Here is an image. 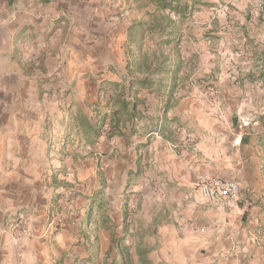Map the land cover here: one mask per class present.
<instances>
[{"label": "crops", "instance_id": "0c3cea01", "mask_svg": "<svg viewBox=\"0 0 264 264\" xmlns=\"http://www.w3.org/2000/svg\"><path fill=\"white\" fill-rule=\"evenodd\" d=\"M130 3L0 0V264L115 262L114 215L108 220L103 212L93 224L86 208L55 235L44 234L72 175L83 179L76 206L99 195L95 160L82 155L89 146L77 129L67 139L80 145L76 160L60 150L73 119L63 103L95 121L98 109L96 124L105 121L108 131L116 107L109 100L119 89L98 94L100 84L145 77L150 85L137 94L134 86L130 97L145 105L124 126L136 134L107 139L102 128L94 144L107 182L100 202L116 198L120 209L124 193L144 199L137 226L147 235L151 264H264V0H242L246 9L228 13L233 27L210 32L223 34L222 45L190 46L195 58L207 57L202 78L182 76L183 57L165 55L161 44L145 46L167 59L141 63L127 41ZM197 175L238 179L235 206L203 200ZM18 215L30 217L36 235L15 248L6 226Z\"/></svg>", "mask_w": 264, "mask_h": 264}, {"label": "trees", "instance_id": "16d2710c", "mask_svg": "<svg viewBox=\"0 0 264 264\" xmlns=\"http://www.w3.org/2000/svg\"><path fill=\"white\" fill-rule=\"evenodd\" d=\"M217 6V3L211 0H131L130 8L135 12L140 14L139 18H132L128 23L126 28L128 41L131 45H133L138 51V59L144 65L148 61H151L153 58H157V52L149 51L150 48L145 46L147 38H154L159 36L160 41L159 44L168 45L170 41H172L175 37V26L174 20L171 17V14H174L179 19H185L187 16L192 15L194 11H198L199 8H214ZM123 28V27H122ZM145 49L148 51H145ZM167 59V56L164 58ZM42 69V66L40 67ZM43 70V69H42ZM150 85V81L147 77L141 79H134L127 83V85H120L118 82L113 81H105L102 82L98 89V94L105 92L107 90H116L119 89V93L116 95L115 99L109 100L112 101L114 105H116L115 109L111 112L109 116V130L106 133L107 139H113L114 137H121L127 139L128 137H132L136 134V130L131 127L128 131L124 130L125 123L127 121H131L134 117L140 116L139 112H137V108L139 106H144L145 102L143 100H133L131 99V92L133 87H137L134 90V94H137L140 88L148 87ZM100 99L98 98L94 104L96 108L100 106ZM63 106L69 108V115L73 118L71 125L68 127V133L65 135L63 139V144L61 147V152H65L67 156L71 157V159L76 160L78 157V150L80 145L77 144L75 139H70L71 133L74 129H77L76 133L80 134V137L83 141L87 143V145L91 148L92 145L97 143L98 139L102 136V124L104 121L102 120L100 125H97V117H98V109H95L94 119H89L88 116L80 111L70 110L72 107V102H64ZM108 106V102L104 105ZM105 118V117H104ZM97 170L101 177H99L100 186L98 188L97 194L98 196L93 197L91 202H96L99 199H103L102 193L106 189V180L102 177V172L100 168ZM138 173V171H137ZM96 194V195H97ZM61 197L57 198V205L55 209L62 208L65 204L61 201ZM75 198V197H74ZM74 198L70 200L67 204V209L73 206ZM124 203V202H123ZM129 198L126 197L125 203L122 207L125 209L128 207ZM72 204V205H71ZM49 212V220L51 214L54 210ZM106 213V212H105ZM91 208L88 209L87 218L90 217ZM110 214H104L109 220ZM111 217V216H110ZM68 219V218H67ZM49 222V221H48ZM123 232L127 231V224L125 218L122 220ZM67 223H64L56 232L61 230ZM142 227L136 229L139 235V240L133 244V250L127 246H123L121 242L123 241L124 234L120 238H116L115 235V262L108 261L109 258H103L102 260H98L97 264H133V258L137 260V264H151L148 260V254L150 248L144 245L143 233L140 230ZM115 230H117V224L115 221ZM55 233V232H54ZM87 237L90 239L93 237V245H96V238L93 236L92 230L89 231ZM90 263V261L88 260Z\"/></svg>", "mask_w": 264, "mask_h": 264}, {"label": "rangeland", "instance_id": "374dc122", "mask_svg": "<svg viewBox=\"0 0 264 264\" xmlns=\"http://www.w3.org/2000/svg\"><path fill=\"white\" fill-rule=\"evenodd\" d=\"M211 1L216 2L217 6L214 8H205V7L199 8L198 11H194L192 13V15L187 16L185 19H182V20L179 19L174 14H171V17L174 20V26L176 29L175 36H174L175 38L172 41H170V43L168 45H164L161 43L160 44L163 48V52H165V55L170 56L171 54L174 55L177 52L179 54V56L183 57V60L181 61L182 62L181 69L183 72L182 76H184L186 74L189 77L193 76L195 78H202V77H204V75H206V72L204 70L207 67V59H206L207 57L200 54L201 60L199 58H195L194 53L191 52L190 46H192V44L197 46L198 43H203V42L206 43L208 40L212 41V43H214L216 45H222L224 42L223 34L211 35L210 32H214V33H217L219 31L223 32V28L233 27V23H231V21H233V19L230 20L228 18V13L231 11H237L238 12L240 9L242 10L243 8L244 9L247 8L245 4L242 6V3H240L242 0H211ZM258 7L255 3H251V5H248V8H250V11L254 12L252 14L258 13V12H256ZM133 17L139 18L140 14L135 11L133 13ZM118 30L119 29H116L117 33H118ZM127 39H128V37H127ZM159 41H160L159 36H156L152 39L147 38L145 42L148 45L156 46V45H159ZM156 57L157 58L152 59L153 63H157L160 60H164V58L166 56H164L163 54L161 55L158 52V55ZM203 62H204V64H202ZM199 64H202V66L200 67V68H202V71H197V68H199ZM220 65H221V70L217 71L218 74L223 73V71H222L223 61L222 60H220ZM205 89H207V87ZM104 125H105V121L102 124V128H103V131L106 135V133L108 131L104 130V127H103ZM169 134L171 135V132ZM81 152H82V155L85 152H88L89 159L93 158L95 160L96 163L93 162L92 166H93L94 174L96 176H98V181H95L94 186L99 187L100 186L99 177H101V176L99 175L98 170H97V163H98V168H102L100 165V160H101V155H103V154L99 153V150H97L96 145H93V146H91V148L89 147L87 149L85 147H82ZM114 160H115V158H114ZM100 171L102 172V177L105 178L103 171L101 169H100ZM111 177L113 179V177H115V173L111 174ZM126 179L124 181L125 186L129 187V189H132V187L135 184V178L131 177V178H128V180H126ZM81 180H83V179H81ZM81 180H80V178L72 175L70 177L69 181H67V183H66L68 185L62 186L61 190H59V192H58V196L61 197L62 196L61 191L64 188L73 187L77 191L76 195L74 196L75 198H74L73 206H71L68 210L69 218L67 219V222L70 221V218L71 219L72 218L73 219L74 218L79 219L78 216H82L83 212H84L83 210H85L86 208L87 209L91 208V218H93V224L96 220H98L100 217L103 216V214H102L103 212H104V214H106V213L110 214V216H112V217L114 215L115 221L117 223V230H115L116 238H120L124 234L125 236L123 237L124 239L121 242V244L123 246H127L133 250V248H134L133 244L139 240V235L137 232L138 230L136 231V229H138L139 226H137V225L139 223H142V222H140V220L144 219V210H143L144 209V199L141 198L140 200H137L139 198H137L136 196H133L132 198H134V199H131V198L129 199V203L127 205L128 207H126L125 209L123 207H121L119 209V203H118L119 201L116 198L112 204L113 206L107 202H103V201L100 202L101 199L97 200L96 202H91V200L89 202L81 201V203L76 206V201L78 200V196L80 195L79 192L81 190V185L83 184ZM114 180H115V178H114ZM124 184H123V186H124ZM127 196H128V194L124 193L122 201L126 200ZM122 201H121V203H122ZM124 203H125V201H124ZM124 203H122L121 206ZM111 207H112V211H111ZM81 209H82V213H81ZM123 218H125L126 224H127V231L126 232H123V230H122ZM10 219H12V217L9 218V220ZM29 219H30V217H29ZM30 221H31V219H30ZM31 226H32V221H31ZM32 228H33V226H32ZM93 229H95V227ZM140 230L143 233L142 235H143V239L145 242L144 245L149 247V241L147 239V235L145 234L144 227H142ZM33 231H34V236H35L36 232H35L34 228H33ZM56 233L57 232H55L51 235H55ZM51 235H48V236H51ZM97 263H98V260L96 258H94L91 262V264H97Z\"/></svg>", "mask_w": 264, "mask_h": 264}, {"label": "built area", "instance_id": "2783aa9c", "mask_svg": "<svg viewBox=\"0 0 264 264\" xmlns=\"http://www.w3.org/2000/svg\"><path fill=\"white\" fill-rule=\"evenodd\" d=\"M105 126V125H104ZM196 183L203 200L213 202L221 207L233 208L241 196V184L238 179H224L212 175H197ZM62 208L55 209L45 228L44 234L51 235L56 232L67 220V204L76 195L73 187L61 191ZM6 230L10 235L12 247L19 248L24 239L34 238V231L28 216L18 215L7 222Z\"/></svg>", "mask_w": 264, "mask_h": 264}]
</instances>
